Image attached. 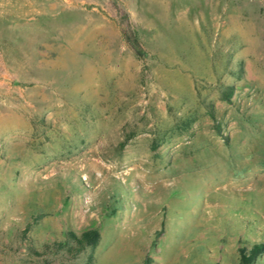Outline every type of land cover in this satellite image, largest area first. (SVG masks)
Returning <instances> with one entry per match:
<instances>
[{
  "label": "rangeland",
  "instance_id": "rangeland-1",
  "mask_svg": "<svg viewBox=\"0 0 264 264\" xmlns=\"http://www.w3.org/2000/svg\"><path fill=\"white\" fill-rule=\"evenodd\" d=\"M253 244L264 0H0V264H240Z\"/></svg>",
  "mask_w": 264,
  "mask_h": 264
},
{
  "label": "trees",
  "instance_id": "trees-1",
  "mask_svg": "<svg viewBox=\"0 0 264 264\" xmlns=\"http://www.w3.org/2000/svg\"><path fill=\"white\" fill-rule=\"evenodd\" d=\"M126 43L129 45V47L132 49L133 53L136 56L141 55V51L134 39H125ZM232 93L231 88H227L222 93V99L227 100L229 96ZM65 238L68 241H71L73 244V248L76 252L84 249V248H93L99 239L98 232L96 230H87L79 235H75L72 232H66ZM264 253V245L263 244H253L249 246L248 249L245 248H239L238 254H239V261L240 264H252V262L255 260L257 256Z\"/></svg>",
  "mask_w": 264,
  "mask_h": 264
}]
</instances>
